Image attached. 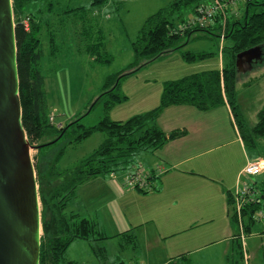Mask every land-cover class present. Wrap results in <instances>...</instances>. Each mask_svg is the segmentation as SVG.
<instances>
[{
    "label": "trees",
    "instance_id": "1",
    "mask_svg": "<svg viewBox=\"0 0 264 264\" xmlns=\"http://www.w3.org/2000/svg\"><path fill=\"white\" fill-rule=\"evenodd\" d=\"M34 1L36 0H12V11L19 80L18 94L22 110L21 122L30 145L38 151L34 169L41 202L40 220L43 230L40 236L38 264H66L65 251L75 239L89 241L93 251L92 241L107 238L91 220L68 211L67 204L75 197L78 186L88 179L126 170L135 162V156L141 152H153L166 141L185 134V130L179 129L166 132L157 125L156 121L165 107L188 104L198 110H207L226 102L241 139L248 149L255 150L259 141L264 139V106L257 112L256 123L250 126L238 104L236 92L237 53L264 44V0H246L247 6L241 18L228 17L225 25V40L228 39L230 43L222 45L221 68L217 66L164 81L159 104L125 120L111 119L105 114L99 121L89 126L83 125L79 117L63 127H59L49 119L50 105L45 88L46 77L40 67L43 48L40 38L42 21L39 13L42 11L28 9L30 3ZM108 1L110 0H91V5L101 7ZM202 1L204 0H172L148 15L137 35L130 42L133 62L125 69L106 76L102 93L90 103L91 105L89 104V109H92L103 95H105L103 102L105 113L115 104L124 101L126 96L116 91L120 79L159 55L185 45L187 40L181 42L183 37L195 31L203 33H211L213 29L221 31L220 20L216 18L212 21L213 24H197L182 32L173 33L178 21H187L182 10L189 7L194 13L196 6ZM51 5V1L48 2L47 9H52ZM250 6H254L252 12ZM24 17L29 18L27 29L21 21ZM85 50L97 64H107L111 61L112 56L103 48L100 38L87 43ZM182 55L186 60L195 61L213 54L187 50ZM61 132L63 134L59 136ZM67 132L72 137L70 143L79 142L96 132L103 133L105 137L96 148L68 169L58 167L67 147L62 146L52 156L48 168L43 170L40 159L45 151L43 149L51 140L59 136L58 140ZM46 137L51 139L37 143ZM35 142L36 145L33 144ZM253 185L256 186V182H253ZM263 190L264 186L259 190L260 202L249 203L243 211L244 217L253 220L252 213L262 206ZM228 201L231 205V193H228Z\"/></svg>",
    "mask_w": 264,
    "mask_h": 264
},
{
    "label": "crops",
    "instance_id": "2",
    "mask_svg": "<svg viewBox=\"0 0 264 264\" xmlns=\"http://www.w3.org/2000/svg\"><path fill=\"white\" fill-rule=\"evenodd\" d=\"M51 4L53 8L54 3ZM246 6V1L240 3L236 15L241 12L242 16ZM47 8L44 9L46 14L43 10L39 13L42 30L49 26H46L47 15L51 8ZM189 10L187 15H183L185 18L189 16L188 19L193 16V9ZM235 10L230 12L234 13ZM107 17L109 23L121 22H117L115 16ZM99 21L91 18L87 23H92V27L97 28L96 32H100ZM143 21L144 18L137 32ZM191 36L207 37L205 33L190 34L187 42ZM132 39H128L130 49ZM222 41L225 42V39ZM222 41L218 52L219 68L222 66ZM50 42L52 55L56 51L52 37ZM85 46L84 51L88 55ZM89 59L93 57L89 56ZM171 106L178 107L179 114L187 116L183 123L172 129L185 130L186 133L166 141L153 152L143 151L139 154L138 162L142 163L149 175L151 189L140 191L126 187L122 171L100 175L78 186L75 197L67 204L68 211L88 218L107 236L101 239L102 245H95L97 241H92L94 248H106L108 239H119L117 248L126 256L125 261L116 259V264H264V218L251 220L244 217L246 237L242 244L239 227L228 201V193L234 191L239 172L249 159L259 158L256 152L264 150V140L258 143L260 149L257 147L256 152H248L226 102L207 110H198L188 104L168 107ZM214 109H222L219 120L202 116ZM161 128L166 132L172 130ZM220 138L224 140L212 147L214 139ZM228 145L231 147L219 154H212L215 149ZM256 177L251 181L256 182L255 187L261 190L264 171ZM90 189L93 194H90ZM76 197L80 199L79 202L74 201ZM261 201L264 209V196H261ZM77 241L80 239H75L68 248ZM84 241L92 252L91 243ZM65 263L75 264L76 261L68 260Z\"/></svg>",
    "mask_w": 264,
    "mask_h": 264
},
{
    "label": "rangeland",
    "instance_id": "3",
    "mask_svg": "<svg viewBox=\"0 0 264 264\" xmlns=\"http://www.w3.org/2000/svg\"><path fill=\"white\" fill-rule=\"evenodd\" d=\"M49 1L54 3V7L51 9L49 15H47L49 19L46 26H49L43 29L40 34L41 46L44 50V54L40 59V67L46 77L45 88L50 105L49 115H53L52 122L59 127H63L66 123L79 117H81L80 122L83 125L89 126L95 124L105 114L111 119L125 120L135 114H140L157 106L160 101L164 81L177 79L196 71L217 67L219 64L218 52L220 42L225 39L226 34L222 18L226 16L225 22H227L228 17L234 16L238 18L236 16H240L239 18H241V12L236 15L239 12L238 7L234 13L230 12L232 9L228 7L224 14H217L206 23L208 24L218 18L221 23V31L213 29L211 33H205L207 37L199 36L193 38L191 36V39L187 42L188 44L186 43L181 47L167 51L148 61L135 72L122 77L116 91L126 96V98L124 101L115 104L105 113L103 107L105 95L100 97V100L95 103L92 109H89V107L90 103L94 102L102 93V86L106 76L125 69L129 63L133 62V54L128 46V39L130 40V38L132 39L137 35V29L143 18L145 19L148 15L172 0H110L100 7L101 9L98 7L92 8L90 0H36L30 3L28 9L35 11L40 8L41 11H44L48 7L46 2ZM249 8L251 12L254 10V6H250ZM105 9L106 11H104ZM182 12L183 15H187L190 12L189 7L184 8ZM43 13L46 14L47 12L44 11ZM110 15L115 16L117 22L121 20L120 24L107 22V16ZM100 17L101 22L99 21ZM188 17H186V20H188ZM91 18L98 19L101 25L100 32H96L97 28L92 27V23H87L91 21ZM177 23V25L182 24L179 21ZM197 33L204 34L201 31H195L191 35ZM51 37L56 49L55 54L52 55L50 54ZM188 37H183L181 42L186 41ZM94 38H100L103 48L111 54V61L107 64H97L90 60L89 56L85 53V43H92ZM224 43L228 44L230 42L226 39ZM256 46L261 47L262 54L260 57L252 60V62L243 59L238 66L236 65L237 100L246 122L250 126L256 123L257 112L264 106V44ZM187 50L192 52H211L213 55L189 61L184 59L182 55ZM178 110V107H168L157 120L158 126L166 129L178 127L187 117L186 115L179 114ZM221 115L222 109H214L202 114V116L218 120ZM62 134L63 132L59 136ZM104 137L103 133L96 132L79 142L70 143L72 138L70 133H64L60 139L51 140L49 145L43 149L45 150L43 151V155L39 156L42 169L48 168L52 156L62 146L67 147L58 167L72 168L79 160L96 148ZM50 139L46 137L40 139L37 143L46 142ZM223 140L224 138H220L219 140L214 139L212 147H215ZM37 143L33 144L36 145ZM230 147L231 145L217 148L212 154H219ZM258 149L260 148L258 147ZM256 150L248 149V152L254 153ZM263 151L256 152L259 156L258 159H264ZM37 153L38 151L35 147L30 148L33 164L37 160ZM139 158L140 155L135 156V162L131 165L132 168L139 163ZM129 168L122 170L124 173V176L122 175L123 179L126 177ZM254 178L257 177L252 176L251 179ZM149 184H151L150 181ZM84 186L86 184L83 185V188ZM88 187L91 186L88 185ZM138 190L144 191L139 188ZM90 194H93L91 189ZM80 196L84 199L82 195ZM78 200L80 201L76 197L74 201L79 202ZM39 203L41 215L40 199ZM42 234L43 230L40 220V236ZM118 240L108 239V242L105 243L106 248H93V251L90 252L86 241L80 239L71 248L66 249L64 260H75V264H116L118 260L122 259L125 261L126 254H122L119 248H117L118 245L116 244ZM100 241L103 240H97V243L94 244L102 245L103 243H100ZM124 242L126 243L125 239ZM85 254H88V256H85Z\"/></svg>",
    "mask_w": 264,
    "mask_h": 264
},
{
    "label": "water",
    "instance_id": "4",
    "mask_svg": "<svg viewBox=\"0 0 264 264\" xmlns=\"http://www.w3.org/2000/svg\"><path fill=\"white\" fill-rule=\"evenodd\" d=\"M261 54L260 46L242 50L236 65ZM18 87L12 0H0V264H38V185Z\"/></svg>",
    "mask_w": 264,
    "mask_h": 264
},
{
    "label": "built area",
    "instance_id": "5",
    "mask_svg": "<svg viewBox=\"0 0 264 264\" xmlns=\"http://www.w3.org/2000/svg\"><path fill=\"white\" fill-rule=\"evenodd\" d=\"M246 0H207L198 4L195 8L193 16L182 24L176 25L173 28V33L182 32L194 25H203L214 18L215 15L226 12L228 7L235 10L238 5ZM226 17V16H225ZM222 18L223 27H225L226 19ZM225 20V21H224ZM22 23L27 29L29 27V18H22ZM50 121L53 119V115H49ZM264 169V159H249L237 177V184L234 191L231 193L232 202V215L234 216L236 223L239 227V237L242 244H244L246 237V230L244 227V210L247 208L249 203H259L260 191L253 185L251 180L252 176L260 174ZM115 175V174H113ZM149 175L145 171L142 163H138L133 168L132 166L128 169V173L125 177V186L129 188H139L141 190L151 189V185L148 181ZM254 220L264 218V209L259 207L252 213Z\"/></svg>",
    "mask_w": 264,
    "mask_h": 264
},
{
    "label": "flooded vegetation",
    "instance_id": "6",
    "mask_svg": "<svg viewBox=\"0 0 264 264\" xmlns=\"http://www.w3.org/2000/svg\"><path fill=\"white\" fill-rule=\"evenodd\" d=\"M263 53H264V49H263ZM252 62V61H251Z\"/></svg>",
    "mask_w": 264,
    "mask_h": 264
}]
</instances>
